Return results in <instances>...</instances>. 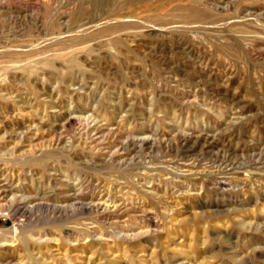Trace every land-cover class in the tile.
I'll use <instances>...</instances> for the list:
<instances>
[{
  "label": "rangeland",
  "instance_id": "374dc122",
  "mask_svg": "<svg viewBox=\"0 0 264 264\" xmlns=\"http://www.w3.org/2000/svg\"><path fill=\"white\" fill-rule=\"evenodd\" d=\"M0 264H264V0H0Z\"/></svg>",
  "mask_w": 264,
  "mask_h": 264
},
{
  "label": "bare ground",
  "instance_id": "6f19581e",
  "mask_svg": "<svg viewBox=\"0 0 264 264\" xmlns=\"http://www.w3.org/2000/svg\"><path fill=\"white\" fill-rule=\"evenodd\" d=\"M51 18V17H50Z\"/></svg>",
  "mask_w": 264,
  "mask_h": 264
}]
</instances>
